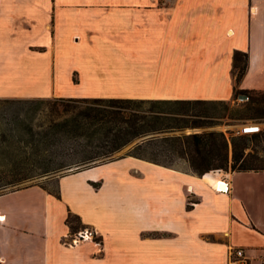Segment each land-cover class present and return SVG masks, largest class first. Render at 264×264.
Wrapping results in <instances>:
<instances>
[{"label":"crops","instance_id":"crops-1","mask_svg":"<svg viewBox=\"0 0 264 264\" xmlns=\"http://www.w3.org/2000/svg\"><path fill=\"white\" fill-rule=\"evenodd\" d=\"M234 51L246 54L237 78ZM235 88L264 90V0H0V97ZM125 159L140 170L95 171ZM223 174L218 191L214 173L124 155L1 191L0 264H231L235 247L264 264V168ZM82 226L95 241L70 240Z\"/></svg>","mask_w":264,"mask_h":264},{"label":"trees","instance_id":"trees-1","mask_svg":"<svg viewBox=\"0 0 264 264\" xmlns=\"http://www.w3.org/2000/svg\"><path fill=\"white\" fill-rule=\"evenodd\" d=\"M245 58L244 52L234 51L235 78L243 71ZM251 90L235 88L233 96ZM260 94L264 96V90ZM248 97L247 102L258 100V96ZM2 100L26 107L11 116L10 125L0 126V188L124 155L176 168L172 159L179 156L188 170L203 175L227 165L231 170L264 168V160L250 152L244 154L236 141L231 142L228 158L226 140L218 130L173 132L201 125L185 116L189 108L222 99L38 96ZM133 140L125 152L115 155ZM65 222L70 230L79 226L78 216L71 212Z\"/></svg>","mask_w":264,"mask_h":264},{"label":"rangeland","instance_id":"rangeland-1","mask_svg":"<svg viewBox=\"0 0 264 264\" xmlns=\"http://www.w3.org/2000/svg\"><path fill=\"white\" fill-rule=\"evenodd\" d=\"M242 58V56H240ZM236 73V69L234 70ZM260 91L262 90H251L247 95L258 96V100L247 102L249 97L245 101H236L235 96H231L227 99H222L223 102H205L195 104L194 107L189 108L185 116L192 121L199 120L201 125L193 127H184L182 129L173 130L175 133L189 132V131H201V130H218L222 133L227 143V154L228 158L231 153V142L236 141L241 144L243 153L250 152L255 154L259 159L264 160V96H261ZM46 97V96H43ZM47 97H50V95ZM52 97V96H51ZM26 105L19 102H6L0 97V126L10 125L11 116L18 112L24 111ZM60 107V105H58ZM45 109V108H44ZM38 113V112H37ZM39 117V116H36ZM245 121H256L259 129L254 133H241L240 127ZM135 140L127 143L118 151L116 154L125 152ZM175 166L178 168L188 169L187 164L183 161L182 157L173 156L172 159ZM72 167L66 168V170ZM123 169L127 171H138V166H135L130 160H122L115 164H109L106 166H97L95 171L101 170H115ZM231 170L229 165L226 167H215L209 169V173H218ZM60 171L50 173V175H43L37 177H30L23 179L22 181L7 184L0 188V192L15 187H19L28 183L38 182L45 187L54 186V177L58 175ZM207 174V173H206ZM217 179V175H216ZM91 228V227H90ZM80 229V228H79ZM93 235L95 236V230L92 228ZM95 241V239H93Z\"/></svg>","mask_w":264,"mask_h":264},{"label":"built area","instance_id":"built-area-1","mask_svg":"<svg viewBox=\"0 0 264 264\" xmlns=\"http://www.w3.org/2000/svg\"><path fill=\"white\" fill-rule=\"evenodd\" d=\"M248 98L247 93H238L235 97L236 101H245ZM259 126L256 121H245L242 123L240 127L241 133H252L258 131ZM218 183H223V187L219 186ZM212 187L215 190L218 191H225L228 187V180L224 176V174L221 172L220 175L217 176V179L212 182ZM95 239V236L93 235L92 228L90 227H81L76 231V235L72 236L70 240H76V239ZM263 260H264V253H263ZM230 263L232 264H248V258L244 255L243 249L241 247H235L233 251H231V257L229 259Z\"/></svg>","mask_w":264,"mask_h":264},{"label":"bare ground","instance_id":"bare-ground-1","mask_svg":"<svg viewBox=\"0 0 264 264\" xmlns=\"http://www.w3.org/2000/svg\"><path fill=\"white\" fill-rule=\"evenodd\" d=\"M214 174L218 175V173H216V172ZM218 185L223 187V183H218Z\"/></svg>","mask_w":264,"mask_h":264},{"label":"water","instance_id":"water-1","mask_svg":"<svg viewBox=\"0 0 264 264\" xmlns=\"http://www.w3.org/2000/svg\"><path fill=\"white\" fill-rule=\"evenodd\" d=\"M72 168H75V167L73 166ZM72 168H69V169H72ZM47 175H50V173H49V174H47Z\"/></svg>","mask_w":264,"mask_h":264}]
</instances>
